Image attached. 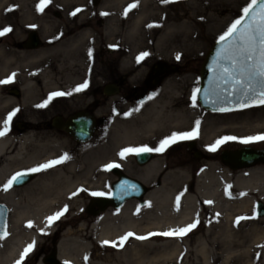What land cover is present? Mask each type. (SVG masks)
<instances>
[{"label":"bare ground","instance_id":"obj_1","mask_svg":"<svg viewBox=\"0 0 264 264\" xmlns=\"http://www.w3.org/2000/svg\"><path fill=\"white\" fill-rule=\"evenodd\" d=\"M6 1L0 0L1 16L2 10L7 4ZM127 1L129 0H108L107 3H111L113 6L109 8L107 20L109 25L117 27L123 17L133 32L138 29L141 20L148 18L150 12L159 10L161 0H136L138 5L136 13L133 12L132 15L125 17V9L119 12L116 7ZM205 9L208 10L209 7L206 6ZM207 10L202 8L200 12L206 13ZM183 17L181 14L169 16L164 12L160 16L162 23L167 26L164 25L166 30L180 29L176 34L179 37L188 29V23L181 21ZM50 32L52 29L49 26L46 33ZM55 36L57 41L52 40L54 39L52 35H44V39H46L44 45L37 50L16 51L13 52V55L7 56L0 49V81L1 74L4 76L10 71L9 61L13 62L12 67L21 63L26 66L34 65L37 71L30 72L28 76H25L21 87L24 93L32 92V95L29 96L36 97L37 89L49 90L55 85L57 72H65L66 68L63 64L67 56L82 50L89 55V51L92 54L99 48L94 33L81 21L75 26L64 27L63 30L55 32ZM68 44L70 46L67 48ZM126 54L122 60L123 66L132 63L134 59L133 50ZM55 57L62 60H57L53 65L52 59ZM11 75L15 76L16 73ZM16 79L14 78V81ZM3 91L4 87L0 83V129H2L1 122L3 124L9 111H12L16 105L13 98L3 95ZM26 98L28 97L25 94L22 99L24 109L27 108ZM149 106L151 108L144 111L142 117L136 118V122L142 126L144 132L150 134L149 138L153 140L157 138L158 141L170 137L176 126L186 125L188 121L191 122V117L198 115L201 111L200 108H190V106L186 109V105L182 106L183 109H173L174 106L162 105L157 101ZM28 125L30 130L21 136H16L8 131L5 136L0 137V185L6 183L18 172H29L32 168L65 155L68 159L47 170L35 172L33 179L25 187L6 191L5 200L10 206L11 218L8 237L5 240L0 239V264L17 262L29 244L34 242L35 245H38L42 239L54 235L56 226L67 225L72 218L81 214L79 211L75 214L71 212L75 208H80L83 194H88L93 190L101 192L102 189L100 188L102 186L100 178H95L96 176L92 174L94 169H91L97 150L95 144L85 150L76 151L73 147H68L65 136L46 131L38 123L29 121ZM259 132H264V116L261 115L247 117V119L238 116L233 121L230 130H227L226 124H206L198 132V135L206 144L212 145L228 134L238 138L239 141V139L251 137ZM29 144H32L33 148L27 151L26 146ZM156 163L153 162L144 170L146 174L150 175L146 180L147 183L151 182V178L156 174ZM181 171L183 170L166 174L160 186L153 188L147 195V205L144 208L140 209L133 204H127L119 210L102 212L96 218L87 221V224L81 220L75 230L65 231L62 236L64 238L56 244L58 259L63 264H83V259L85 257L88 259L87 255L90 253L89 239L97 244L104 241L118 242L121 237L130 232L134 235L129 237V245L117 254L121 258H126V255L131 251L133 261L122 260V264H189V259L192 257L190 252H195L196 264H198L197 262L213 264L210 254L213 248L209 247L202 235L195 230L197 227L183 238L149 235L154 232L162 233L184 228L194 221H198L197 226L204 225V235L209 234L215 228L224 244L238 243V246L231 248L240 249L237 251L239 255L247 258L244 264H264V220L253 219L250 222L239 224L231 214L233 211L249 210L254 201L251 194H258V199L264 203V165L232 172L220 167L216 162H210L203 170L199 171L193 186L186 182H180L177 185L180 187L175 190L170 187L172 184L168 185L167 180L172 176L182 179L185 174L183 172L188 171ZM80 189L83 191H79ZM178 196L180 199L177 207ZM65 206H67V212L50 227L46 226V218L61 211ZM68 214L71 216L70 218ZM30 222L32 227L27 226ZM136 236L148 238L137 240ZM190 236H193L189 241L192 244L191 249L187 247V240ZM244 239H247V242H251L252 245L244 246L246 242ZM155 240L161 242L155 243ZM130 245H133L134 248L131 249ZM144 249L153 250V252L162 250L163 253L160 256L162 260H148ZM227 249L229 248L224 247V250ZM228 257H224V259ZM227 262L222 259L220 264H227ZM108 263L120 264L117 261Z\"/></svg>","mask_w":264,"mask_h":264},{"label":"rangeland","instance_id":"obj_2","mask_svg":"<svg viewBox=\"0 0 264 264\" xmlns=\"http://www.w3.org/2000/svg\"><path fill=\"white\" fill-rule=\"evenodd\" d=\"M203 1V2H202ZM7 4H5L4 9L2 10V16L0 15V30H3L6 27H10L12 30L8 32L7 34L0 36V39H5L4 36H10L9 39H21L23 36H26L29 31H36L37 36L39 39H44V35H52L54 39L57 37L55 36V32L63 30L64 27H71L75 26L79 21L84 22L88 28L92 30L94 33L95 38L98 41V50L104 51V57L109 58L113 57L119 60L120 65L123 66L122 60L125 58L124 56L127 55L126 53L128 51L133 50L134 56H133V62L137 60V57L141 55L144 52H147L149 55L145 57L142 62H145V69L148 68L150 64L156 63L157 61L164 62V63H171L174 65H177L180 67V73L176 74L174 77L176 78V91H177V98L180 102L175 105V107L180 108L181 105L185 107L186 109L189 108H199L197 102L196 106L192 107V101L191 96L194 89H197V86L199 85V69L201 66V63L204 59L205 54L207 53L208 49L216 42L218 41L219 37L223 35L228 27L235 22L237 19H239L242 16V9L246 7L248 4L252 2V0H177V2L169 3V4H163L161 1L159 3V10L150 12V15L148 18H145L144 20H141L138 29L131 32V29H129V23L122 17V21L120 24L116 27H112L109 25L107 18H109V8L113 6L111 3H107L108 0H100L97 7H94L92 5H87L86 0H51L49 3L48 10L55 11L59 14L58 17H55L51 15L50 22L44 21L40 22V12L37 11V5L40 3V0H7ZM137 3L136 0H129L127 2H124L118 7H116V10L122 11V9L128 8L129 5ZM148 5V4H146ZM7 6V7H6ZM48 6V5H47ZM208 6L209 9H205V7ZM94 7V8H93ZM138 7V6H137ZM132 8L126 16L132 15L133 12L136 13V8ZM12 9L11 11H8V9ZM114 8V7H113ZM207 10L206 13H201L200 9ZM77 9H81L79 11L81 14L78 16V12L76 15H71L72 12L76 11ZM49 11V12H50ZM43 12V11H42ZM48 12V11H47ZM167 13L169 16L175 15V14H181L184 17L181 21H186L188 23V29L182 34H180V37L176 34L179 33L180 29H165V24L162 23V19L160 18L162 13ZM205 12V11H202ZM101 13H107V15H101ZM134 13V14H135ZM47 14V13H46ZM47 18V17H46ZM38 22H40V26H38ZM153 25V27H148V25ZM165 25V26H164ZM49 26L52 29V32L46 33L47 30H49ZM167 27V26H166ZM188 31V32H187ZM114 52L113 54H109L108 52ZM179 55L180 59L177 60L176 56ZM57 60H62L61 58H54L52 59L53 65L56 64ZM129 63L127 66V69H131L134 64ZM64 65V64H63ZM25 67V68H24ZM36 67V66H35ZM65 67V66H64ZM24 69V70H23ZM31 69V66H22L21 70L24 71L23 74H16L15 76L7 75L6 73L4 76L1 74V81L7 80V78L11 77V83H1V85L4 87L3 95L13 98L15 101V108L12 111H9L8 115L16 111V115L13 117L9 131L10 133H13L16 131L19 124H22L24 121H30L34 123H38L41 126H44L45 123H48L49 118L52 115V112L50 108L48 107V104L46 107L40 108L37 107V105L42 104L38 103L37 100L40 98L37 96V91L35 92L36 97H31L29 95H32V92L30 93H24L21 87V82H24L25 76H28L30 73H28V70ZM143 69V70H145ZM65 72H57V76L55 78V83H59L61 79L64 77ZM3 77V79H2ZM16 79V82H13V79ZM63 80V79H62ZM17 89L20 93V97H16L10 94L11 89ZM40 92L44 93L46 90H43L42 88H39ZM25 94L28 98H26V105L27 108L24 109L22 107V99L25 97ZM34 105L33 103H35ZM191 101V102H190ZM179 105V106H178ZM174 107V108H175ZM183 109V108H181ZM201 109V108H200ZM26 111V112H24ZM7 115V116H8ZM264 116V105H258V106H252L249 108H244L240 110L230 111V112H224V113H215V112H203L200 111L198 115H195L190 118L191 122L188 121L186 125H179L176 126L173 129V133H185V132H191L195 126L196 121H200L199 124V130L203 129V126L206 124H215V125H223L226 124L227 130H230L232 127V123L238 116H242L247 119V117L251 116ZM32 120V121H31ZM190 122V123H189ZM192 124V125H191ZM2 122H1V128H2ZM191 125V126H190ZM264 132H259L258 134L252 135V136H258L262 135ZM172 135V134H171ZM227 136H230L229 134ZM251 136V137H252ZM196 142V146L200 145L201 148L208 149L211 144H206L202 137L200 138L199 135H197V138L194 139ZM225 147L228 150H234L239 147H245L250 146L255 149H262L264 148V141H257L249 144H242L238 140L235 141H228L225 143ZM213 145V144H212ZM199 146V147H200ZM224 145H221L220 147H223ZM33 148L32 144H29L26 146V150H30ZM186 148V147H185ZM201 148H198V151H201L202 153H212L202 150ZM184 170L188 172L185 173L182 177V179H179L177 176L176 178L174 176L168 178L167 182L172 184L173 189L177 190L180 182H186L190 186H193L197 175L199 172H195L194 169L196 167L197 163H191L193 159L192 154H187L184 152ZM95 161H93V166H91V169H94L93 175L96 176L95 178H100L102 186L100 188H103L107 184L108 176L103 179V176L101 175V168L99 167V163L102 162L99 160L98 155L95 153ZM180 162V161H179ZM171 163V161H170ZM181 163V162H180ZM179 164V163H178ZM264 165L259 164L257 166ZM256 166V165H255ZM190 168V170H189ZM180 169H172L171 171H168L166 174L173 173L175 171H179ZM237 172V171H235ZM25 173H31V172H25ZM152 178H154L158 181H162L165 176H163V172H156ZM34 174V173H33ZM102 176V177H101ZM3 185H0V196L2 194ZM153 188H156L155 184L152 185ZM160 186V185H159ZM99 188V189H100ZM2 191V192H1ZM95 192L90 191L85 194H83V202L80 208H75L71 213L75 214L78 211L81 213L78 217L72 218L67 225L59 224L56 226L55 231L56 233L54 235L48 236L40 241V245L42 248L47 247H53V238L55 240V244H57L64 236L65 231L68 229L75 230L78 226L76 222H84L87 224V221H90V219L93 218L92 215H89L86 213V208L89 204L90 199L93 197L91 193ZM98 192V191H97ZM90 193V194H89ZM258 194H251V197L254 199L253 204L250 206L249 210H244V212L241 211H233L231 212L232 216L236 219L239 217H248V219L241 220L239 224L242 222H250L253 219L254 220H264V217L258 216L256 212V202L260 201L258 199ZM264 205V203L262 202ZM69 216V214H68ZM255 216V218H252ZM71 216H69L70 218ZM205 219L207 220L206 216L204 215ZM94 219V218H93ZM236 221V220H235ZM199 234L202 235L205 242L209 247H212L213 250L210 251L211 254V261L213 264H220L221 260H227V264H244L247 260V258H243L245 256L239 255V248L232 246H238V243H223L221 241L220 236L216 232L215 228L207 235H204V225L199 224L197 228L195 229ZM194 230V232H196ZM196 232V233H197ZM195 233V234H196ZM193 236H190L187 244V247L191 249L192 244H190V238ZM47 239L49 241H47ZM159 239V238H158ZM246 242L244 243V246L250 247L252 245L251 242H247V239H244ZM110 244L105 245L104 243H95L91 239L88 240L89 243V254L88 259L85 257L83 259V264H92V263H106L110 264L108 262H119L122 264V260L130 259L132 260V254L130 251V254L126 255V258H121V256H118L119 252H121L125 247L129 245V240H127L123 247H112L111 241H109ZM155 243H160L161 241L155 240ZM46 244V246L44 245ZM131 249L134 248L133 245H130ZM224 247H227L229 249L224 250ZM55 250V247H54ZM146 251L147 259L151 261H159L162 260L160 256H162L163 251L157 250L156 252H153V250L144 249ZM57 254V251H56ZM190 255L192 257L189 259V264H196V258H195V252H190ZM229 256V257H228ZM224 257H228L227 259H224ZM58 259V257L56 256ZM80 261L82 262V259L79 257ZM120 259V260H119ZM261 260V259H260ZM198 264H201L200 262H197ZM60 264H63V262H60ZM66 264V263H65Z\"/></svg>","mask_w":264,"mask_h":264},{"label":"flooded vegetation","instance_id":"obj_3","mask_svg":"<svg viewBox=\"0 0 264 264\" xmlns=\"http://www.w3.org/2000/svg\"><path fill=\"white\" fill-rule=\"evenodd\" d=\"M99 2L100 0H98V4ZM86 3L94 7L98 6V4L94 5V0H86ZM49 7L48 4V6L44 7L43 12H40L39 19L41 23L44 21L50 22L51 15L55 17L59 16L55 11L48 10ZM79 14L80 12H78V16H80ZM40 22H38L39 25ZM32 32L35 31H29L21 39H9L10 36H4L5 39H0V49L7 56L13 55V52L16 51L39 49L44 45L46 39H29ZM52 40L57 41V39ZM69 46L68 44L67 48ZM108 53L113 54L114 52L110 51ZM104 54V51L99 50L92 53L91 58L83 50L70 54L65 59L64 68L66 69L62 78L63 80L61 79L59 83H55L53 87L44 93L40 92V90L37 91V96L40 97L37 100L38 103H44L55 92L71 93V95L55 97L48 103L52 115L48 123H45L44 126L40 125V127L46 131L65 136L64 138L68 143V147H73L76 151L85 150L95 144L97 149L96 154L99 160L102 161L99 163L101 175L103 179H106L105 176H108L107 184L101 189V193H104V195L99 196L100 198H110L112 196V187L114 184L121 182L120 176H126L134 180L138 186L132 185L123 188L122 193L117 197V202L120 203L118 208L114 206L102 208L98 204L90 207L89 202L85 211L86 213L96 218L102 212L119 210L127 204H133L140 209L144 208L147 205L146 197L153 189L152 185L155 184V187H159L161 184L158 180L154 181V178H151V182L147 183L146 180L150 175L146 174L145 168L153 162H157L156 172H163V176L172 169L184 170V167H187L183 165L184 152L192 154L194 160L191 163H197L194 169L195 172L203 170L206 164L210 162H216L220 167L232 171L220 159L222 151L228 150L225 147V143L222 144L224 145L223 147H219L211 154L202 153L198 151V148H201V146H196L197 141L194 139L179 141L162 153L153 151L141 153L140 155L130 154L121 159L119 153L125 148L147 146L155 149L158 147L160 141L157 138L154 140L149 138L150 134L144 132L142 126H139L136 122V118L142 117L144 111L150 109L151 106L149 105L155 101L162 105H172L174 107L180 102L176 99L177 91L175 87L177 80L174 77L180 73V67L171 63L157 61L145 69V62L141 61L137 63V60H135L133 62L134 66L131 69H127V67L120 65L118 59L113 57L105 58ZM5 58L9 59L6 56ZM9 62L10 71L7 75L12 73L21 75L24 73V69L21 70V67L24 66L23 63L12 67L13 62ZM36 71L37 68L32 65L28 73ZM85 81L88 82V87L85 90L81 92L74 91ZM10 94L20 97L19 91L14 88L10 90ZM33 104L36 105V101ZM174 107L173 109L177 108ZM181 108L182 105L178 109ZM199 108L201 107L199 106ZM137 109L139 110L137 111ZM200 110L210 112L202 108ZM28 124L29 121H24L18 125L16 131L13 133L16 136H21L30 130ZM90 125L92 130L88 140H78L75 138V128L83 129ZM201 149L207 151L204 148ZM113 163L118 164L119 167L106 170V166ZM33 176L34 174L32 173ZM30 181L14 183L10 189H21ZM2 194L0 196V204L5 209L4 234L6 233V235H3L4 238L2 240H5L9 234L11 209L5 200L7 197L6 191H3ZM78 223L76 222V224ZM47 241L49 240L47 239ZM40 244L34 246L33 250L23 261V264L41 263L50 256L54 247H56L54 238L51 249L50 247L42 248ZM44 245L46 246L45 243ZM12 264H16V262Z\"/></svg>","mask_w":264,"mask_h":264},{"label":"snow or ice","instance_id":"obj_4","mask_svg":"<svg viewBox=\"0 0 264 264\" xmlns=\"http://www.w3.org/2000/svg\"><path fill=\"white\" fill-rule=\"evenodd\" d=\"M51 0H40L37 5V11L42 12ZM163 4H169L177 2V0H161ZM257 0H252L250 4L242 9V16L233 22L227 29V31L221 35L217 41L220 45L219 50L216 54V61L213 66L214 80L216 81V87L205 92V103L211 102L213 104L228 102L231 103L233 100L237 103V106L241 109L249 108L256 105H264V3H260L259 7H256ZM136 3H133L125 9L124 14L137 7ZM12 9H8L11 11ZM81 9H77L72 12L71 15H76ZM101 15H107V13H101ZM153 27V25H148ZM12 29L6 27L0 30V36H3L10 32ZM91 51H89V57L91 58ZM149 54L147 52L142 53L137 57V63H140ZM176 59L179 60L180 56L177 55ZM223 62V66L222 65ZM12 78L9 77L7 80L0 81V83H11ZM228 85L226 89L221 88L219 85ZM88 87V82L85 81L79 85L74 91L81 92ZM200 89H194L191 96L192 107L196 106L197 93ZM64 95H71V93L55 92L52 93L44 103L37 105V107L43 108L55 97ZM151 99V97H149ZM139 109H137L138 111ZM219 112H228L233 109L230 107H218L214 109ZM16 111L11 112L3 121L2 129H0V137L7 134L10 128V123L13 117L16 115ZM200 121H196V126L191 132H185L181 134L173 133L170 137L160 141L158 147L155 149L143 146L138 148H125L120 153L121 159H124L127 155L135 154L140 155L141 153L157 152L162 153L171 145L182 141V140H193L197 138ZM238 138L232 136H225L218 139L213 145L208 147V151L215 152L222 144L228 141H235ZM257 141H264V134L258 136H252L247 138L239 139L242 144H249ZM68 157L65 155L59 159L48 161L47 163L41 164L35 168L29 170L31 173L40 172L52 168L58 164L65 162ZM119 167L118 164H109L106 166V170L111 168ZM28 173L18 172L13 175L7 183L3 186V191H8L14 183H19ZM79 191H83L80 189ZM76 195V193H73ZM93 196H102L104 193L93 192ZM179 196L177 197V207L179 206ZM210 203V202H209ZM67 206L61 211L56 212L54 215L46 218V226L50 227L55 223L61 216L67 212ZM252 218H255L253 216ZM248 219V217H239L237 223L241 220ZM198 221H194L192 224L187 225L184 228L172 229L162 233H150V236H164V237H175L183 238L189 232L197 227ZM32 227L31 222L27 225ZM6 235V233L4 234ZM133 233H127L121 237L118 242H112V247H123L124 243L132 237ZM4 236H0L3 239ZM137 240H145L148 237L136 236ZM105 245L110 244L109 241L103 242ZM35 243L29 244L21 253L20 259L16 264H23L25 258L33 250Z\"/></svg>","mask_w":264,"mask_h":264},{"label":"water","instance_id":"obj_5","mask_svg":"<svg viewBox=\"0 0 264 264\" xmlns=\"http://www.w3.org/2000/svg\"><path fill=\"white\" fill-rule=\"evenodd\" d=\"M260 3H264V0H257L256 7H259ZM98 4V0H94V5ZM29 39H38L35 32H32L30 34ZM220 45L217 43V41L208 49L203 62L200 67V79H199V89L200 92L197 93V100L200 104V106L206 110L212 111V112H219L215 111V108L218 107H230L233 110H239L237 106V103L235 100H233L231 103L223 102V103H217L213 104L211 102V97H209V102L205 103V92L207 90L213 89L216 87V81L214 80V73L212 71L214 62L216 61V54L219 50ZM223 66V62L222 65ZM221 88L226 89L228 85L220 84ZM257 106V105H256ZM232 110V111H233ZM65 129V127H63ZM91 125L83 128V129H76L74 130V136L78 140H88V138L91 136ZM221 161L229 166L234 171H239L243 169H249L254 167L255 165L264 164V148L263 149H255L253 147H241L236 150H225L221 153L220 156ZM32 179V175H26L20 182H28ZM123 182L118 187L117 185L113 186V193L111 198H99L95 197L92 199L90 203V207L93 205H101L102 208H106L107 206H114L119 207L120 203L117 202V196L121 194L123 191V185H133L135 182L133 180H130L126 177H122L121 179ZM130 183V184H129ZM256 208L259 216H264V205L262 202L256 203ZM4 207L0 204V236L4 235V227H5V215H4ZM103 210V209H102ZM57 254L56 251L53 250V252L48 256L47 259L43 260V264H59V260L56 258Z\"/></svg>","mask_w":264,"mask_h":264}]
</instances>
